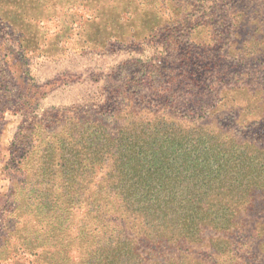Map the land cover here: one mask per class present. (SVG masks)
<instances>
[{
    "label": "rangeland",
    "instance_id": "1",
    "mask_svg": "<svg viewBox=\"0 0 264 264\" xmlns=\"http://www.w3.org/2000/svg\"><path fill=\"white\" fill-rule=\"evenodd\" d=\"M260 49L264 0H0V264H87L105 231L120 221L130 227L117 204L105 230L82 209L52 226L43 209L16 208L32 186L21 189L24 171L13 163L67 127L84 146L80 160L105 161L97 142L114 143L133 115L165 105V115L264 155ZM59 169L40 168L41 189L61 193ZM102 174L89 181L93 192ZM204 235L220 237L210 228Z\"/></svg>",
    "mask_w": 264,
    "mask_h": 264
},
{
    "label": "trees",
    "instance_id": "2",
    "mask_svg": "<svg viewBox=\"0 0 264 264\" xmlns=\"http://www.w3.org/2000/svg\"><path fill=\"white\" fill-rule=\"evenodd\" d=\"M258 53L264 57V49ZM192 85L191 90L199 88ZM206 90L211 93L212 87ZM161 107L145 118L133 115L131 128L114 143L97 142L96 149H108L105 161L80 160L84 146L70 127L52 135L36 153L32 147L18 165L13 163L24 171L21 189L28 182L32 186L14 201L16 208L26 202L43 209L52 226L82 209L97 229L105 230L108 208L117 204L119 218L132 220L130 227L120 221L105 231L87 264H147L150 258L163 264H264V221L258 218L264 213V155L250 145L225 141L207 127H192L195 120L169 117L164 109L170 107ZM42 155L47 159L40 163ZM43 167L63 171L61 193L55 185L41 189L37 175ZM101 172L93 192L89 181ZM139 220L142 224L133 233L131 226ZM208 228L220 237L208 238ZM34 244L39 246L40 239Z\"/></svg>",
    "mask_w": 264,
    "mask_h": 264
}]
</instances>
